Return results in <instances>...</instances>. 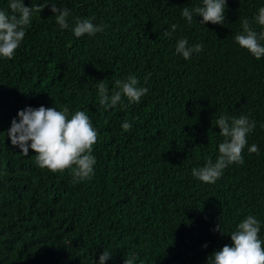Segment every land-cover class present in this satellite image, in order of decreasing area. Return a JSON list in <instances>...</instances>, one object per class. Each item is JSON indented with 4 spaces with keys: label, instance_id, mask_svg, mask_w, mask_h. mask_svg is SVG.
Here are the masks:
<instances>
[{
    "label": "trees",
    "instance_id": "16d2710c",
    "mask_svg": "<svg viewBox=\"0 0 264 264\" xmlns=\"http://www.w3.org/2000/svg\"><path fill=\"white\" fill-rule=\"evenodd\" d=\"M46 2L70 10V27L61 29L46 6L13 58L0 57V264H99L105 249L113 251L105 264L134 253L136 264H206L232 243L217 225L230 233L249 214L261 221L264 241V57L234 40L244 19L262 30L254 17L264 0H226L224 24L205 25L181 15L202 0H24ZM8 3L0 0V10ZM77 17L104 31L75 37ZM183 38L203 51L185 60L175 52ZM129 75L147 94L105 110L98 84L110 96ZM41 105L90 117L98 132L90 180L41 169L31 148L25 156L11 144L18 111ZM221 115H246L256 127L243 164L204 183L192 169L218 157ZM253 144L258 154L248 151Z\"/></svg>",
    "mask_w": 264,
    "mask_h": 264
},
{
    "label": "clouds",
    "instance_id": "9594fccd",
    "mask_svg": "<svg viewBox=\"0 0 264 264\" xmlns=\"http://www.w3.org/2000/svg\"><path fill=\"white\" fill-rule=\"evenodd\" d=\"M46 6H50L61 29L70 27L68 23L70 10L59 8L54 2L32 4L29 7L25 5L24 0H9L8 8L0 10V57L13 58L26 35V29L31 25L34 14L41 13ZM226 7V0H202L201 6L183 8L181 15L189 24L196 16L203 18L199 23L204 25L208 22L224 24ZM254 21L261 26V31L257 32L252 23L244 19L241 22L243 31L237 33L234 40L259 60L264 57V44L261 43L264 41V7L258 9ZM176 28L177 25L172 24L163 35L170 37ZM72 31L77 38L85 34L92 36L104 31V26L94 25L89 18L77 17ZM202 51L203 44L189 46L187 38L180 39L175 48L176 54L182 55L185 60H190L193 54ZM115 84L118 90H114L110 96L107 94L108 88L102 81L97 86L98 103L105 110L123 104L122 97L127 98L129 104L139 103L148 92L147 87L140 86L135 75H129L126 80H117ZM17 116L19 119L13 118L7 130V137L10 138L12 145L20 148L23 155L28 156L31 148L35 153V163L41 169L47 168L53 173L70 170L73 182L92 178L96 164L92 152L98 132L84 111L76 110L70 115L67 107L57 110L53 106L46 108L41 105L38 108L28 106L19 110ZM215 125L219 126V133L224 137V141L218 145V157L215 162L209 158L204 166L192 169L193 177L204 183H215L223 175V170L233 163L243 164L242 151L247 145V136L256 127L255 121L246 115L239 117L221 115ZM131 128L130 122H123L124 131H130ZM248 151L258 154L259 147L253 144ZM260 229L261 221L253 214L241 219L235 225V230L230 233H225L221 224L217 225L214 230L219 231L221 235H230L232 243L225 244L209 255L206 264H264V241L258 235ZM112 255L113 251L105 249L99 256V264H105ZM137 259L138 254L134 253L125 258L124 264H136Z\"/></svg>",
    "mask_w": 264,
    "mask_h": 264
}]
</instances>
